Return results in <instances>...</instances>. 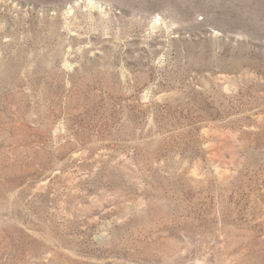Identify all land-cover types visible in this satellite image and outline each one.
I'll list each match as a JSON object with an SVG mask.
<instances>
[{
    "label": "rangeland",
    "instance_id": "1",
    "mask_svg": "<svg viewBox=\"0 0 264 264\" xmlns=\"http://www.w3.org/2000/svg\"><path fill=\"white\" fill-rule=\"evenodd\" d=\"M0 264H264V0H0Z\"/></svg>",
    "mask_w": 264,
    "mask_h": 264
}]
</instances>
